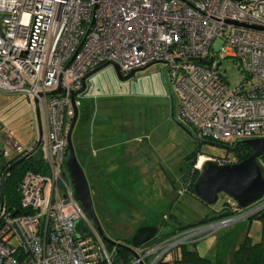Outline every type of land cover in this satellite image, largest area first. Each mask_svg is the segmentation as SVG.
<instances>
[{
    "label": "built area",
    "instance_id": "built-area-1",
    "mask_svg": "<svg viewBox=\"0 0 264 264\" xmlns=\"http://www.w3.org/2000/svg\"><path fill=\"white\" fill-rule=\"evenodd\" d=\"M226 57L244 71L237 83ZM155 60L168 65L179 113L201 137L264 136V0H0V91L39 105L46 165L25 173L20 209L0 206V264H174L175 248L264 209L263 194L233 215L154 235L136 255L109 250L64 167L72 93L106 61L129 72Z\"/></svg>",
    "mask_w": 264,
    "mask_h": 264
},
{
    "label": "rangeland",
    "instance_id": "rangeland-1",
    "mask_svg": "<svg viewBox=\"0 0 264 264\" xmlns=\"http://www.w3.org/2000/svg\"><path fill=\"white\" fill-rule=\"evenodd\" d=\"M221 67L231 84L244 77V71L232 57L224 58ZM86 81V88L78 94L82 104L78 107L73 142L76 143L75 132L81 127L82 130L78 133L82 131L84 139L86 131L89 136L102 133L109 141H115V137L128 138L132 141L123 144H132L136 151L137 167L133 176L115 180L122 194L119 199L113 198L110 193L115 187L111 186L110 190L109 182L105 184L107 194V191L103 195L97 192L92 194L98 210L97 216L108 235L129 240L138 226L154 223L158 226L155 235L159 237L166 231L211 216L214 209L220 208L224 197H228L226 193L220 192L217 200L209 205L189 189H185L187 180H184L183 176L188 170L187 158L203 154L208 157H229V160L233 161L234 152L213 143L220 141L201 137L180 115L179 91L171 79L167 64L153 62L136 70L133 76L126 79L120 78L114 67L108 64L93 72ZM170 94L173 95V116ZM178 122L183 123L190 132ZM0 124L5 129L0 131V149L6 147L8 156L15 152L17 144L22 148H29L38 136L33 104L20 92L0 91ZM84 139L82 144L85 145L87 142ZM236 139L238 138H230L224 143L231 144ZM89 145L87 143V149L90 148ZM127 145H123V148ZM118 147L122 149L120 145ZM259 160L264 167V157L260 156ZM83 165L86 175L90 178L89 182L93 184L89 167L85 163ZM64 167L66 168L65 163ZM156 167L160 172L167 173V182L162 181V174L161 181L159 178L153 179V169ZM111 170L109 168L104 171V180L115 179V173L118 171L111 173ZM128 180L134 181L129 183ZM131 187L134 194L128 196L127 192ZM253 221L258 223L260 229L261 221L258 218ZM220 228L196 244L189 242L188 247H197L213 260L218 240L223 233ZM114 249L109 247L111 252H114ZM225 264H231L229 254L225 257Z\"/></svg>",
    "mask_w": 264,
    "mask_h": 264
},
{
    "label": "water",
    "instance_id": "water-1",
    "mask_svg": "<svg viewBox=\"0 0 264 264\" xmlns=\"http://www.w3.org/2000/svg\"><path fill=\"white\" fill-rule=\"evenodd\" d=\"M195 59L204 61L208 64L212 63V59H203L196 57ZM153 62H163L161 60H155L149 62L144 66L131 69L126 74H123L117 63L113 61H106L94 69L87 72L83 79L82 85L79 89L75 90L72 93V102L74 107V114L71 119L68 132H67V158H66V170L69 174L70 181L72 183L74 193L76 198L80 201L84 210L93 220V223L100 232L102 238L112 246L122 248L125 251L129 252L132 255H136L135 249L133 246H137L146 240L152 238L157 230L158 226L155 224H143L138 226L130 237V243H122L113 238H111L103 229L100 219L98 218L91 195V190L89 187L87 175L85 173L84 167L78 159L76 153L75 143L73 142V130L78 119L79 106L76 101L78 94L81 93L87 86V77L90 76L93 72L99 70L100 68L111 64L118 76L122 79L129 78L134 75L135 71L142 69ZM220 61H217L215 68H219ZM60 91V88L49 91V93H55ZM171 100V115L174 114V105H173V95L170 94ZM35 116L37 121L38 136L36 145L25 154L18 157L12 163H10L5 171L3 172L0 180V191L1 199L0 206L3 205V192H2V183L4 176L8 170L20 162L28 154L32 153L37 149L43 138V127H42V118L40 114L39 105L36 101L33 102ZM179 125L185 130L189 131L188 128L181 122H178ZM210 142V141H209ZM212 142V141H211ZM219 144L227 149H235L241 145H249L252 149V152L241 160H234L229 162H219L217 159L212 157L203 158L198 166L199 172L193 183V194L201 198L207 204L214 203L220 192L226 193L231 197L240 207H246L258 200L264 194V172L263 165L261 164L259 157L264 154V136L256 137H245L238 138L234 140L232 144H226L222 142H213ZM200 156L198 157V161ZM197 161V162H198ZM200 223V221L194 222L193 224ZM192 224V225H193ZM75 229L79 235H85L87 233V228L83 225L81 220H78L75 224Z\"/></svg>",
    "mask_w": 264,
    "mask_h": 264
},
{
    "label": "trees",
    "instance_id": "trees-1",
    "mask_svg": "<svg viewBox=\"0 0 264 264\" xmlns=\"http://www.w3.org/2000/svg\"><path fill=\"white\" fill-rule=\"evenodd\" d=\"M79 130H82V128L78 127L77 131L75 132L76 143L78 145L80 144L78 148L83 149L82 155H84L87 153V148L86 145L82 144L84 138L82 136L83 132L80 131L78 133ZM36 141L37 139L32 143V145L29 148H24L21 151L11 156H5L2 149H0V180L6 167L14 160H16L18 157L25 154L27 151L31 150L36 145ZM233 152H234V160H241L246 156H248L252 152V149L249 145H241L233 149ZM198 155L197 154L192 155L187 158V161H189L190 163V168L193 171H191L192 176L190 180H187L188 178L186 177L183 178L184 180H187V185L185 189H189L191 193H193V183L199 172V169L194 166V163L198 159ZM261 157H264V154ZM83 158L84 157H82V160ZM81 164L83 165L84 162H81ZM45 167L46 165L44 163L42 156V147L40 145L32 153L28 154L20 162L12 166L8 170V172H6L2 183V192H3V204L8 210L20 209L19 187L25 173L29 170L44 171ZM263 172H264V167H263ZM0 199H1V191H0ZM236 212H238V205L235 202V200H233L231 197L228 196V198L222 202L219 209L213 210L211 216H205L199 221L204 222L211 219L230 216L235 214ZM250 217L260 218L263 221V227H264V209L251 215ZM192 224L193 223L184 224L177 228L180 229L185 228ZM172 233L173 230L167 232L166 235L169 236ZM107 245L108 247L115 248L114 252H115V256L117 257H119L120 255L126 252L124 249L112 246L109 243H107ZM173 256H174V263L182 262L183 264H224L223 256L221 254H218L217 259L213 262L209 257L200 254L197 251V249L188 247V243H184L179 247L175 248ZM231 264H264V229L261 238L257 241H253L248 233L244 234L242 240L239 242L237 247H235L231 252Z\"/></svg>",
    "mask_w": 264,
    "mask_h": 264
},
{
    "label": "crops",
    "instance_id": "crops-1",
    "mask_svg": "<svg viewBox=\"0 0 264 264\" xmlns=\"http://www.w3.org/2000/svg\"><path fill=\"white\" fill-rule=\"evenodd\" d=\"M77 99L79 101L78 104L79 105L82 104V102L79 100V97ZM32 104H33V102H32ZM33 108H34V104H33ZM0 128H1L0 131L1 130L5 131L3 125H1V124H0ZM7 136L10 137L9 134H7ZM116 139L117 138L115 137V139H114L115 141H113V140L109 141L107 139V136H104L102 133L91 134V136H89V134H87V131H86L84 140H86V142L88 144H90L89 145L90 148H88L87 153L83 155V157H84L83 160H84V163L90 169L91 180H104L105 179L104 178V171L111 168L112 169L111 173H115L113 171V168H114V166H117V165L119 166L120 170L115 173V177H114L115 179H111V180H117V178H118V180H120L123 178L133 176L134 169L137 167L136 162H135L136 151H135L132 144H128V145L123 144V143H129L132 140H130L128 138L117 139V140ZM87 143L85 144L86 146H87ZM118 145H120L122 147V149L121 148L119 149ZM123 145H127V146H125L123 148ZM22 149H24V148H22ZM2 151H3L5 156H8V154H7L8 151H7L6 147L2 148ZM17 152L18 151H16V149H15V152H13L12 155L16 154ZM9 156H11V155H9ZM200 157L205 158V157H208V155L200 154ZM119 158L121 160H119ZM146 166H147V164H146ZM154 170H155V172H154L155 177H156V175L157 176L160 175V170L157 167L154 168L153 171ZM147 171L149 172L150 170L148 169ZM119 174H121V175L119 176ZM122 175H124V177H121ZM227 198L228 197H224V200ZM115 210L117 211L116 208H115ZM254 218H257V217H244V218L237 219L233 222H230L229 224H227L225 226H222L220 229L223 231V233L221 234L220 239L218 240V243H217L215 258L213 260L211 258L210 259L214 262L217 259L218 254H221L223 256V263L225 264L226 255L229 254L230 259H231L232 250L235 247H237V245L242 240L245 233H248L251 236L253 241L259 240L263 234V229H264L263 221L260 218H258L262 223L261 228L258 229V223L253 221ZM178 230H180V228L174 229L173 233L178 231ZM224 232H225V235H224ZM166 234H167V231L164 232V234H162V236L166 235ZM202 238H204V237H202ZM202 238H200V239H202ZM200 239H198L194 242H191V243L196 244V242L199 241ZM214 239H216V238H214ZM194 248L197 249V251L200 254L207 256L206 255L207 253H203L197 247H194ZM201 250H202V248H201ZM174 264H183V263L182 262H179V263L176 262Z\"/></svg>",
    "mask_w": 264,
    "mask_h": 264
},
{
    "label": "flooded vegetation",
    "instance_id": "flooded-vegetation-1",
    "mask_svg": "<svg viewBox=\"0 0 264 264\" xmlns=\"http://www.w3.org/2000/svg\"><path fill=\"white\" fill-rule=\"evenodd\" d=\"M80 145V144H79ZM79 145L77 144V143H75V147H76V153H77V156H78V159H79V161L80 162H84V160H82V157H83V155H82V153H83V149L82 148H78L79 147ZM198 157H199V155H198ZM137 161V159H135V162ZM197 161H198V159H197ZM196 161V162H197ZM196 162L194 163V165L196 164ZM84 167V166H83ZM196 167V166H195ZM84 169H85V167H84ZM113 171L114 172H116V171H119V166L117 165V166H114V168H113ZM164 171H165V169H164ZM191 171H193L191 168H190V163H189V161H188V170H187V172H186V174H184V176H183V178H188L187 180H190V178H191V176H192V174H191ZM154 172H155V170H154ZM86 173V172H85ZM160 174H162L161 175V178H162V181H164V182H167V173H164V172H160ZM155 175V174H154ZM158 178H159V180H160V175L159 176H157L156 175V177H154L153 179L154 180H158ZM87 179H88V183H89V187H90V190H91V195L93 194V193H99L100 195L102 194H104V192H106V194L108 193V189H105V184L107 183V182H109V184H110V186H109V188L112 186V187H115V188H113V190L112 191H110V193H112V195L114 196L113 198H115V199H119L120 197H121V192H119V189H118V187H117V183H116V181H118V180H93L94 181V183L93 184H91L90 182H89V180H90V178H89V176H87ZM129 181V183H132L134 180H128ZM161 181V180H160ZM113 183V184H112ZM93 185V186H92ZM110 190H111V188H110ZM133 190V187H131V188H129L128 189V192H127V195L128 196H133V194H134V192L132 191ZM92 200H93V198H92ZM128 200V199H127ZM93 205H94V209H95V212H96V214H97V208H96V206H95V203H94V201H93ZM149 224H154V223H149ZM109 236L111 237V238H113V239H115V240H117V241H119V242H122V243H127V244H129L130 243V239L128 240V239H126V240H121V239H119L118 237H115V236H113V235H111V234H109Z\"/></svg>",
    "mask_w": 264,
    "mask_h": 264
},
{
    "label": "bare ground",
    "instance_id": "bare-ground-1",
    "mask_svg": "<svg viewBox=\"0 0 264 264\" xmlns=\"http://www.w3.org/2000/svg\"><path fill=\"white\" fill-rule=\"evenodd\" d=\"M200 159H201V158H200ZM200 159H199V161H200ZM199 161H198V163H200Z\"/></svg>",
    "mask_w": 264,
    "mask_h": 264
}]
</instances>
